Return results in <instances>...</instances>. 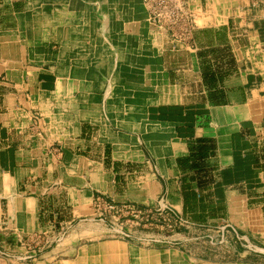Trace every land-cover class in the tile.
I'll return each instance as SVG.
<instances>
[{"label":"crops","instance_id":"1","mask_svg":"<svg viewBox=\"0 0 264 264\" xmlns=\"http://www.w3.org/2000/svg\"><path fill=\"white\" fill-rule=\"evenodd\" d=\"M188 2L173 49L143 0H0V264H186L110 236L96 197L264 264V0Z\"/></svg>","mask_w":264,"mask_h":264},{"label":"rangeland","instance_id":"2","mask_svg":"<svg viewBox=\"0 0 264 264\" xmlns=\"http://www.w3.org/2000/svg\"><path fill=\"white\" fill-rule=\"evenodd\" d=\"M93 203L96 215L106 216L108 234L126 243L129 247H136L142 251L138 252L145 256L147 253L151 255L170 253L177 258L179 253L185 259L186 264H208L211 259L215 261L216 258L223 260L219 262L226 261L227 248L215 243L211 244L213 243V229L212 231L211 228L200 229L187 222L181 225L176 217L180 216L177 211H175L176 216L165 214L163 217L154 216L147 220V211L152 209L151 207L133 205L136 210L141 211L139 217H136L127 207L122 209V205L130 206L131 204H116L104 197H96ZM102 205L103 207L100 208ZM107 205L116 207L110 210L106 208ZM58 235V241H62L66 232L61 230Z\"/></svg>","mask_w":264,"mask_h":264},{"label":"built area","instance_id":"3","mask_svg":"<svg viewBox=\"0 0 264 264\" xmlns=\"http://www.w3.org/2000/svg\"><path fill=\"white\" fill-rule=\"evenodd\" d=\"M143 3L148 12V22L159 32L169 33L173 49L191 44L195 21L188 0H143ZM115 207V205L106 206L110 210ZM124 207H127L136 217L141 214V211L136 210L133 205H122V209ZM165 214L176 216L175 211L162 202L158 207L147 211L146 218L148 220L154 216L163 217ZM176 217L181 225L186 224L182 217Z\"/></svg>","mask_w":264,"mask_h":264}]
</instances>
